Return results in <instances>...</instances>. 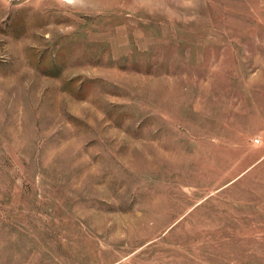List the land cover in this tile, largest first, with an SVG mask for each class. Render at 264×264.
<instances>
[{"label":"rangeland","instance_id":"1","mask_svg":"<svg viewBox=\"0 0 264 264\" xmlns=\"http://www.w3.org/2000/svg\"><path fill=\"white\" fill-rule=\"evenodd\" d=\"M0 264H264V0H0Z\"/></svg>","mask_w":264,"mask_h":264}]
</instances>
